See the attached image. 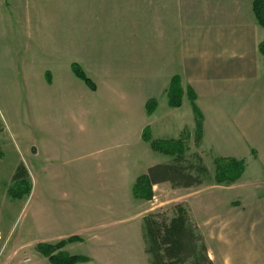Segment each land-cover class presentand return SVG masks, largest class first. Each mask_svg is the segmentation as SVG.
Masks as SVG:
<instances>
[{"label":"crops","instance_id":"obj_1","mask_svg":"<svg viewBox=\"0 0 264 264\" xmlns=\"http://www.w3.org/2000/svg\"><path fill=\"white\" fill-rule=\"evenodd\" d=\"M252 1L215 0L195 6L177 0L172 24L155 28L147 23L138 31L140 41L155 36L162 52L145 53L137 60L126 53L130 50L126 41H118L115 51H100L104 54L101 64L93 61L99 52L88 47V38H67L65 47H60L59 39H52L51 46L42 50L41 82L50 84L41 85L53 90L52 112L58 116L51 123L42 120L37 132L42 131V138L35 148L38 163L29 193V198L35 195V244L64 241L60 251L87 258L74 264H119L116 258L127 245V249H143L145 264H150L142 220L155 209L153 199L173 195L179 203L186 202L213 264H264V186L262 192L230 199L222 214L203 221L195 217L190 203L214 189L231 193L245 185L247 178L264 184V53L259 50L264 28L256 22ZM123 61L126 66L130 62L129 72L123 71L127 69L122 68ZM72 63L95 81L96 88L90 90L74 78ZM174 76L180 78L183 88L178 107L169 106L166 96ZM188 89L202 114L199 139ZM66 90L77 92L78 98H60ZM150 99L156 104L147 113ZM184 132L186 155L198 153L211 179L214 173L206 164V150L242 159L245 167L239 179L230 185L214 184L210 179L187 188H172L162 181L152 185L151 199L134 197L132 187L139 176L152 166L172 161L169 154L152 149L144 135L150 140H176ZM215 201L213 205L225 199ZM200 204L204 206V198ZM129 210L134 212L129 214ZM131 216L140 223L130 226ZM243 217L250 221L242 223ZM207 220H211V232ZM0 228V264H17L28 232L10 227L2 210ZM72 237L75 240L70 241ZM82 246L91 252H71ZM40 255L38 264H52Z\"/></svg>","mask_w":264,"mask_h":264},{"label":"rangeland","instance_id":"obj_2","mask_svg":"<svg viewBox=\"0 0 264 264\" xmlns=\"http://www.w3.org/2000/svg\"><path fill=\"white\" fill-rule=\"evenodd\" d=\"M183 1L195 6L201 4L204 6L215 0ZM176 2L177 0H0V210L3 211L9 226L14 227L15 231L28 232L25 240L27 244L20 251L15 263L22 264L18 261L30 258L26 264H38V260L42 258L37 249L38 244L41 243L35 244L37 239L34 230L35 195L32 194L29 198V192L14 197L9 193V188L13 185L10 180L11 175L20 164L30 169L32 177H29V182L32 188L35 164L38 163L35 148L40 147L42 138V131L37 134L39 124L42 120L51 123V120L58 116V113L52 112L53 90L46 87L43 89L41 85V83L50 84L46 79V82H41L43 76L40 66L44 61L41 57L42 50L51 46L52 39L53 42L59 39L60 47H65L66 39L70 40L74 37L76 41L88 38L91 42L88 47H92V51L99 52L93 60L97 64L103 62L101 57L104 54L101 52L115 51L118 41L128 42L125 46H130V50H126V53L134 56L136 60L137 57L143 58L145 53H161L162 50L159 49H162V46L155 36L140 41L138 36L142 34L138 31L147 23H151L155 28L172 24ZM148 19L150 20L147 21ZM134 37L140 40L135 41ZM117 65L120 66V60ZM147 65L150 66L151 62ZM121 66L127 68L123 69L124 72H129L130 62L126 66L123 61ZM74 78L84 87L93 90L76 75ZM90 80L96 88L95 81ZM79 95L85 98L80 91ZM60 98L74 100L78 98V94L66 90L60 93ZM62 105L60 110L64 109ZM84 105L77 106L80 109L77 108L76 111H81ZM204 157L211 174L215 173L214 159L220 156L206 150ZM246 180L248 181L245 185L237 186L231 193L226 194L214 189L193 198L190 203L195 217L200 221L215 218L225 211L223 209L229 204L230 199H237V196L241 199L246 197L244 195L262 192L264 186L262 181L251 178ZM174 197L172 195L170 198L153 199L151 202V207L155 208L153 211L167 210L176 202L179 203ZM202 198H204V206L200 204ZM217 198L225 199V202L213 205ZM182 203L187 207L186 202ZM133 206L132 204L130 208ZM133 212L129 210V214ZM140 221L131 216L128 224L134 226ZM249 221V218L243 217L242 223L246 224ZM205 225L211 232V220L205 221ZM200 226L202 227V223ZM122 238L125 243V238ZM262 247H264V217H262ZM125 248L116 258L119 264H145L141 255L143 249L140 251L131 247L127 249V245ZM85 251L91 252L85 246L71 252L79 254Z\"/></svg>","mask_w":264,"mask_h":264},{"label":"trees","instance_id":"obj_3","mask_svg":"<svg viewBox=\"0 0 264 264\" xmlns=\"http://www.w3.org/2000/svg\"><path fill=\"white\" fill-rule=\"evenodd\" d=\"M252 12L259 26L264 27V0L252 1ZM260 52L264 53V42L259 44ZM72 72L94 89V84L83 69L76 63L71 64ZM192 105L196 124V139L201 135L202 114L194 103V94L187 90ZM168 105L178 107L182 103L183 88L180 78H171L166 90ZM156 101L150 99L146 103V111L150 113ZM152 149L169 154V164H158L148 169L147 174L136 179L132 187L134 197L144 200L152 198V185L168 181L172 188L193 187L209 181L210 175L198 153L186 155L185 142L187 133L176 140H150ZM215 173L211 179L214 184L230 185L237 181L244 171V161L232 157L214 159ZM13 185L9 188L12 196L20 193L28 194L31 189L29 174L26 167L18 165L11 176ZM142 236L144 250L149 256L150 264H213L208 256L204 237L193 221L189 210L183 203H175L167 210H157L146 214L142 220ZM75 240L74 237L69 239ZM64 241L56 244H38V251L52 264H74L86 261L81 255H69L60 248Z\"/></svg>","mask_w":264,"mask_h":264}]
</instances>
